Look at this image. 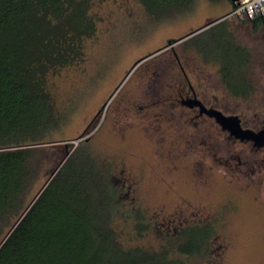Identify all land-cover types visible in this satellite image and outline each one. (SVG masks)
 <instances>
[{
	"label": "rangeland",
	"instance_id": "1",
	"mask_svg": "<svg viewBox=\"0 0 264 264\" xmlns=\"http://www.w3.org/2000/svg\"><path fill=\"white\" fill-rule=\"evenodd\" d=\"M231 10V0H188L184 5L93 0L90 14L96 29L84 41L83 61L48 78L56 123L42 141L47 171L31 186L27 204L64 155L84 144L115 188L120 203L114 207L113 227L124 246L160 250L174 242L182 228L207 223L215 230L209 251L179 256L186 264H264V234L253 229L258 221L241 207L236 193L198 185L167 139H156L154 128L134 120L117 123L112 116L113 105L124 102L126 93L136 89L141 74L152 71L172 51L196 57L216 71V65L204 62L185 45L191 37L181 44L173 42ZM222 21L248 52L247 75L253 86L248 99L254 103L264 94V27L254 29L248 21L231 17ZM165 47L164 53L133 68L144 56ZM130 71L132 75L107 107L110 95ZM136 212L145 227L140 232L134 229Z\"/></svg>",
	"mask_w": 264,
	"mask_h": 264
},
{
	"label": "trees",
	"instance_id": "2",
	"mask_svg": "<svg viewBox=\"0 0 264 264\" xmlns=\"http://www.w3.org/2000/svg\"><path fill=\"white\" fill-rule=\"evenodd\" d=\"M137 1L184 5L188 0ZM92 2L0 0V235L8 228L0 241V264H186L179 256L209 251L214 230L186 226L160 250L124 246L113 227L120 203L115 188L84 144L64 155L27 204L31 186L47 171L42 141L56 123L48 78L83 61L84 41L96 29ZM223 23L185 45L218 67L230 95L247 97L249 55ZM249 23L264 27L262 19ZM136 214L134 229L140 232L145 227Z\"/></svg>",
	"mask_w": 264,
	"mask_h": 264
},
{
	"label": "flooded vegetation",
	"instance_id": "3",
	"mask_svg": "<svg viewBox=\"0 0 264 264\" xmlns=\"http://www.w3.org/2000/svg\"><path fill=\"white\" fill-rule=\"evenodd\" d=\"M166 48L144 56L133 68ZM153 66L152 71L141 74L124 102L113 105V119L154 128L156 139H167L198 185L225 187L236 193L241 207L258 221L253 229L264 234V137L259 135L264 130V94L254 103L248 99L250 94L231 100L218 67L212 71L200 59L174 51ZM132 73L114 89L107 107ZM203 226L212 228L207 223Z\"/></svg>",
	"mask_w": 264,
	"mask_h": 264
},
{
	"label": "built area",
	"instance_id": "4",
	"mask_svg": "<svg viewBox=\"0 0 264 264\" xmlns=\"http://www.w3.org/2000/svg\"><path fill=\"white\" fill-rule=\"evenodd\" d=\"M226 17L248 22L254 19L264 20V0H235Z\"/></svg>",
	"mask_w": 264,
	"mask_h": 264
},
{
	"label": "water",
	"instance_id": "5",
	"mask_svg": "<svg viewBox=\"0 0 264 264\" xmlns=\"http://www.w3.org/2000/svg\"><path fill=\"white\" fill-rule=\"evenodd\" d=\"M235 0H231V2L233 3ZM226 17V16H225ZM225 17H222V18H220V19H217V20H215V21H213V22H210V23H208V24H206V25H204V26H202L201 28H199V29H197V30H194V31H192V32H190L189 34H187L186 36H184L183 38H181V39H179V40H175L173 43H176V42H178V41H180V40H183V39H185V38H188V37H190V36H193V35H195V34H197V33H199V32H201V31H203V30H205V29H207V28H209L210 26H212V25H214V24H216V23H218V22H220V21H222ZM172 43H169V45H171ZM217 115H219L220 117L219 118H221L222 120H225L226 118L225 117H223L222 115H220L219 113H217ZM217 119H218V116H217ZM228 119V118H227ZM219 121H220V119H218ZM233 133H235V135L237 136L238 135V133L237 132H233ZM259 135H262L263 137H264V130L263 131H261L260 133H259ZM68 155V153H66V156ZM62 163V162H61ZM60 163V164H61ZM60 164H59V166H60ZM58 166V167H59ZM57 167V168H58ZM57 168L55 169V170H52L51 171V173H50V178L54 175V173L56 172V170H57ZM46 184V183H45ZM44 184V185H45ZM44 187V186H43ZM40 193V191L37 193V194H39ZM32 203V202H31ZM30 203V204H31ZM29 204V205H30ZM29 205L27 206V208L29 207ZM26 208V209H27Z\"/></svg>",
	"mask_w": 264,
	"mask_h": 264
}]
</instances>
